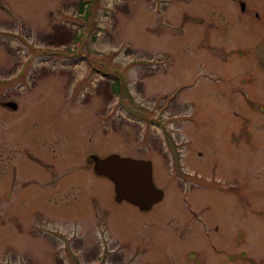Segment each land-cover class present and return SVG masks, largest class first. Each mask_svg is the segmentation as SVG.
Returning <instances> with one entry per match:
<instances>
[{
    "label": "rangeland",
    "instance_id": "374dc122",
    "mask_svg": "<svg viewBox=\"0 0 264 264\" xmlns=\"http://www.w3.org/2000/svg\"><path fill=\"white\" fill-rule=\"evenodd\" d=\"M82 55L162 61L131 81L144 101L177 97L184 171L154 132L148 153L135 124L97 122L95 89L103 114L118 101L109 79L78 96ZM114 153L153 160L163 199L120 198L90 162ZM95 214L112 264H264V0H0V264H67L75 227L89 260Z\"/></svg>",
    "mask_w": 264,
    "mask_h": 264
},
{
    "label": "flooded vegetation",
    "instance_id": "af4514ba",
    "mask_svg": "<svg viewBox=\"0 0 264 264\" xmlns=\"http://www.w3.org/2000/svg\"><path fill=\"white\" fill-rule=\"evenodd\" d=\"M83 15V12H81L80 16ZM73 58H75V56H67V59ZM80 58L82 62H85L88 65V70L83 72L80 77V80L83 83V87L81 88L80 93H78V96H80L85 89H89V86L93 84V79H109L111 81L110 88L113 91V96H115L116 101H118L116 102V104L113 105V108L110 112H108V109V111L103 114V104L101 103V91L98 88L95 89L96 115L97 117H99L97 119V122L100 121L101 124H103L104 121H106V123H114L117 121L116 119L123 118L128 122L135 124V128H139V132H137L140 134V136H142L141 141H144L143 148L148 153L151 152V149L154 150L158 146L155 145L157 143L152 141V136L154 132L157 135V139L160 144L158 148H161L162 150L161 153H163L164 155L163 158L164 160H166V166L168 170H170L172 174H179L180 172L184 171L185 168L183 157V137L182 140L180 139L181 133L183 132L182 127L184 121L180 108H175L176 104L174 103L175 100H177V97L173 94L166 95L163 104H158L156 102L150 103L148 101H144L143 99H141V92L136 87L139 81H131V78L134 74H137L136 79H138L139 73L141 71L161 69L163 66V64H161L162 61L152 59H131L126 61L124 65L121 64L122 62H115L116 64L111 66V61L99 59V57H96L95 59H90L88 58V56L82 55V57ZM90 94L93 95L92 92H90ZM80 100L81 99L78 98V101ZM15 104L17 105V103ZM143 134H146L147 137H144ZM140 148L141 147H139V149ZM112 155L118 154L114 153ZM118 156L122 158H129L124 157L122 155ZM94 159L97 158L95 156H90V162H92ZM131 159L148 161L151 163V167L153 166V160H149L148 158L139 157ZM95 222L97 226L96 236L98 241V251L96 252L95 247L94 254H92V257L90 258H94L92 260H84L83 254L79 250L87 244H82V242L80 241L82 235L79 231V228L75 227L69 230L67 229V231H65L64 233L65 235L61 234V237L65 238L64 243L65 254L68 261L67 264H79V260L82 261V264H112L109 259L111 258V256L115 255V253L118 252L115 250L117 248H114L113 246V237L115 236L112 234L111 231L106 230L107 228L105 226L104 227L106 229L103 227V225H106L107 223L104 224L103 221L100 220V218L97 217L95 219ZM43 231L47 235L52 237L51 233L53 231L51 232L50 229L39 230V232ZM111 235L113 237H111ZM98 253H100L99 258H97ZM244 254V252H239V254L235 255L234 257L237 260L240 258H247L244 257ZM188 255L192 258H195V254L193 253H189ZM230 259L228 258V261H230Z\"/></svg>",
    "mask_w": 264,
    "mask_h": 264
},
{
    "label": "water",
    "instance_id": "95a60500",
    "mask_svg": "<svg viewBox=\"0 0 264 264\" xmlns=\"http://www.w3.org/2000/svg\"><path fill=\"white\" fill-rule=\"evenodd\" d=\"M5 105L11 110L17 109L14 102ZM95 171L111 180L120 198L141 210L150 209L163 198V193L153 185L148 161L110 155L104 160L95 159Z\"/></svg>",
    "mask_w": 264,
    "mask_h": 264
}]
</instances>
